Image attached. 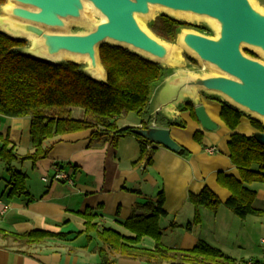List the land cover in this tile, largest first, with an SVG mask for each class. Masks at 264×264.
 Here are the masks:
<instances>
[{"label":"crops","instance_id":"crops-1","mask_svg":"<svg viewBox=\"0 0 264 264\" xmlns=\"http://www.w3.org/2000/svg\"><path fill=\"white\" fill-rule=\"evenodd\" d=\"M92 76L105 81L107 74ZM168 81L166 79L154 89L150 105L142 114L130 113L121 117L116 120V126L118 129H140L147 124L148 127L170 129L172 138L184 149L183 154L159 146L153 152V164L148 166L140 160V143L136 138L116 139L114 134L93 137L95 130H86L49 140L47 145L52 146L49 156L35 165L31 161H18L9 167L0 158V196L11 206L0 219V229L19 235L34 231L63 235L39 246L22 249L0 239V264H101V242L96 238L88 240L82 215L92 210L100 227L128 234L122 225L131 218L137 206L150 201L156 203L161 194L167 213L160 221L165 247L190 251L202 242L238 264L264 263V217L241 219L225 206L217 213L201 208L202 223L194 224L196 209L190 203V195H198L209 188L222 203H226L231 192L220 186L219 174L240 179V173L230 159L228 142L232 131L220 118L221 103L200 98L198 105L204 106L220 127L217 132L204 131L189 111L182 112L177 108L187 98L198 102V96H183L180 103L170 107L173 111L167 113L164 110L175 97V92L168 90ZM132 114L140 119H133ZM72 116L80 121L86 119L82 109L74 110ZM160 117L182 120L186 128L166 127L158 122ZM31 126L30 117L0 115L3 136L0 148L3 141H7L9 149H14L20 158L25 157L32 151ZM237 132L246 136L256 133L247 125L240 126ZM197 133L203 136L201 143L195 139ZM209 149H215V152L209 153ZM58 167L72 183L44 181V178L52 180ZM12 171L26 175V194L9 197ZM250 188L257 192L254 209L264 210V184L256 183ZM137 214L145 212L137 210ZM146 239L151 238H144L141 247L154 249L153 239L149 248L142 245ZM111 260L115 264H149L119 255Z\"/></svg>","mask_w":264,"mask_h":264},{"label":"trees","instance_id":"trees-1","mask_svg":"<svg viewBox=\"0 0 264 264\" xmlns=\"http://www.w3.org/2000/svg\"><path fill=\"white\" fill-rule=\"evenodd\" d=\"M6 3L7 0H0V12ZM148 26L168 44L177 43L181 34L189 28L186 23L167 14L159 15ZM198 32L209 35L206 29ZM26 46L24 38H15L0 29V115L32 118V151L20 158L14 149H9V143L3 141L0 158L7 166L11 167L18 161H31L35 165L49 156L52 149L47 145L49 140L86 130H95L93 137L114 134L116 139L126 136L136 138L140 143V160L148 166L153 164V152L159 146L140 137L136 132L138 128L118 129L116 120L130 113L142 114L149 107L154 89L169 77L160 64L129 49L105 44L100 48V59L107 80L101 81L85 71V65L35 58L25 52ZM192 62L196 63L194 60ZM221 105L220 118L232 131L228 142L230 159L238 169L240 179L219 174L218 183L231 192L226 203H222L209 188L198 195H190V203L196 209L195 225L202 223L201 208L217 213L225 206L241 219L264 217V210L257 211L253 207L257 192L250 188L256 183L264 184V146L256 141L254 135L237 132L245 119L244 113L229 103ZM195 108L192 102L178 105V110L189 111L197 121ZM77 109L85 111L84 121L73 118V111ZM159 121L166 127L186 128L185 122L179 119L162 118ZM250 123L256 132L264 133L262 123ZM146 125L143 129L150 128ZM202 137L201 133L195 135L199 143ZM0 140H3L1 132ZM184 152L182 148L178 154ZM26 180L22 172L12 171L9 197L26 194ZM164 202L161 194L156 203L150 201L138 205L131 218L122 225L128 234L100 227L93 211H86L82 215L86 228L84 233L89 241L96 238L101 242V264H115L111 260L112 254L149 264H238L220 250L202 242L190 251L165 247L160 228V221L167 216L163 209ZM137 210L145 214L139 215ZM62 236L42 231L19 235L0 229V239L16 244L18 249L39 246L48 239ZM144 238L155 241L154 249L141 247Z\"/></svg>","mask_w":264,"mask_h":264},{"label":"water","instance_id":"water-1","mask_svg":"<svg viewBox=\"0 0 264 264\" xmlns=\"http://www.w3.org/2000/svg\"><path fill=\"white\" fill-rule=\"evenodd\" d=\"M14 1L21 7L12 9L10 15L24 23L5 20V24L9 25L13 31L41 38V50L49 58L65 52L88 57L90 64L86 65L85 71L95 77H98L96 72H105L100 59V48L105 44L119 47L126 45L159 60L166 57L164 45L170 46L171 44L159 39L147 27L153 35L151 38L138 24V16L150 17L152 6H159L177 13H190L211 18L219 23V39L185 31L180 37H184L186 47L203 62L210 63L234 80L224 76L189 79L174 74L168 78L167 87L170 92H175V97L165 106L173 107L178 104L187 92L197 97V91L203 89L221 94L228 101L230 99L233 102L229 101L231 105L264 117V64L248 58L242 50L243 45H247L260 49L264 53V15L254 9L250 0ZM85 2L91 3L107 19V22L99 23L95 30L88 34L47 33L46 28H66L64 19H78L85 8ZM26 8H33L39 12H32ZM136 50L133 51L142 55ZM28 54L43 59L30 52ZM195 87L198 89L194 91ZM195 115L204 131L217 132L219 130V125L209 116L204 106H196ZM136 132L149 143L162 146L173 153L178 154L182 150V147L172 138L170 129L154 126L147 129L140 128ZM254 138L264 146V133L256 132Z\"/></svg>","mask_w":264,"mask_h":264},{"label":"rangeland","instance_id":"rangeland-1","mask_svg":"<svg viewBox=\"0 0 264 264\" xmlns=\"http://www.w3.org/2000/svg\"><path fill=\"white\" fill-rule=\"evenodd\" d=\"M255 1L259 4L260 7H262L264 9V0H255ZM2 10L0 12V17H2V15H3ZM161 14H167L169 16L174 17L175 19H177L179 21H182L183 23H186L189 28H187L185 30V32H194L197 34H201L198 31L200 29H206L209 33V35H207V36L209 38H212V39H217L219 34H220L219 23L217 21L211 19V18L203 17V16H196V15H193L190 13H177V12L166 10L162 7H158L156 9L154 17L150 16V17L146 18L147 19L146 26L149 28V26H148L149 22L156 19ZM185 14H187V15H185ZM102 20H103V16L97 10L88 9L87 6L85 5V8L82 10L81 16L78 19H72V18L64 19V23L67 25L66 28H62V29H58V28L56 29L55 28V29H50V30H51V32H54V33L88 34L92 31H94L96 26L99 23H101ZM0 29H2V28L0 27ZM22 38H24V37H22ZM24 39L27 41V46L25 47L24 50L26 51V53L27 52L32 53L31 50L34 48L33 41H31L27 38H24ZM180 39H181V37H179L177 43L170 45V46H178V48L181 49L182 59L179 61V63L175 67H172V66L158 62V64H160L164 68V71L166 72V74H168L169 77L174 75V74L179 75L180 73L189 74V75H197L199 77H205V76L206 77H219L222 74H224L222 71H220L218 68L211 65L210 63L203 62L195 53H193L189 49L181 47L179 45ZM111 45H113V44H111ZM123 48L129 49L128 47H123ZM129 50H131V49H129ZM242 50L244 51L245 56H247L248 58L257 60V61L264 64V53L260 49H255V48L252 49L250 47L249 48L243 47ZM131 51H133V50H131ZM250 54L254 55V57L251 56ZM147 59H150V58L147 57ZM192 60L196 61V63L192 62ZM64 61H69V60H64ZM60 62H62V61H60ZM70 62H73V61H70ZM77 64H81V65L86 66V63H77ZM197 96L199 97L198 102H195L194 101L195 99L187 98V99H184L180 105H184V103H186L187 101L188 102L191 101V102L195 103L196 106H199L198 103H200V98H205L207 100H213V101L215 99L219 103L226 102V103L230 104L228 99L225 98L223 95L218 94V93H211V92L205 91L203 89H199L197 91ZM234 107L238 108L245 115L246 119L240 125L241 127H244V125H247L248 127L252 126L250 121H258L264 125V123L256 115L250 113L249 111L241 109L237 106H234ZM177 108H178V106H177ZM131 117L133 119H136V120L140 119L138 116H136L134 114H132ZM149 120L150 119H148V124L150 123ZM160 120H162L161 117H160ZM248 134H250V132ZM151 242H152L151 239H146L142 245L144 247L149 248V246L152 245ZM111 257H115V254H112Z\"/></svg>","mask_w":264,"mask_h":264},{"label":"bare ground","instance_id":"bare-ground-1","mask_svg":"<svg viewBox=\"0 0 264 264\" xmlns=\"http://www.w3.org/2000/svg\"><path fill=\"white\" fill-rule=\"evenodd\" d=\"M250 2L252 3V6L254 7V9L258 13H260L261 15H264V9L262 7H260L259 4L255 0H250ZM85 5L87 6L88 9H92V10L95 9L93 7V5L91 3H89V2H85ZM19 7H21V6L19 4H17L14 0H7V4H6L5 8H4V11L2 12L3 15H2V17H0V27L3 30H5L7 33L12 35L13 37H24V38H27V39L33 41L34 48L31 51H32V53L34 55H36L37 57L43 58V59L52 60V61H58V62L59 61H64V60H69V61H73V62H76V63H86V65L90 64V59L88 57H83V56H80V55H71L70 53H66V52L65 53H61L60 55H58L56 57L49 58L41 50V47H42L41 46V41H42L41 38L36 37L34 35H26L25 33L20 32V31H13L9 25L5 24L4 21L5 20H7V21L10 20V21L17 22V23H24V22H22L19 19L13 18L10 15V11L12 9H17ZM158 7L159 6H152L151 14H150L151 17H154L155 11H156V9ZM26 9H29L32 12H36V13L39 12L38 10L33 9V8L32 9L31 8H26ZM185 15H187V14H185ZM146 18L147 17H145V16H138L137 17L138 24L140 25V27L142 28V30L144 32H146L151 38H153V35L147 29V26H146L147 19ZM106 22H107V19L105 17H103V20H102L101 23H106ZM46 31H47V33H52L49 28H46ZM219 38H220V34H219L217 39H219ZM179 45L181 47H183V48H187L185 43H184V37L183 36L180 39ZM123 46L124 47H128L126 45H123ZM243 47L244 48L245 47L249 48V46H247V45H243ZM128 48L136 50V49H134L132 47H128ZM250 48L253 49V47H250ZM164 49L166 50V57L163 60L156 59V58H154V57H152V56H150V55H148V54H146V53H144V52H142L140 50H136V51L141 53L142 55H145V56L153 59L156 62L163 63V64H166V65L175 67L179 63V61L182 59V51H181V49L178 48V46H169V45H164ZM98 64H99V62H98ZM96 74L99 76L102 73L101 72H96ZM179 75L183 76V77H187L189 79H198V77H199L197 75H189V74H182V73H180ZM221 76H224V77H227L229 79H233L234 80V78L230 77L227 74H222ZM203 78H207V77L205 76ZM197 89H198V87H195L194 91L197 90ZM184 97H193V95L191 93L187 92V93L184 94ZM229 101L231 103H233L230 99H229ZM164 110L167 113H170L171 111H173L170 107H165ZM254 115H256L264 123V117H261V116H259L257 114H254Z\"/></svg>","mask_w":264,"mask_h":264},{"label":"built area","instance_id":"built-area-1","mask_svg":"<svg viewBox=\"0 0 264 264\" xmlns=\"http://www.w3.org/2000/svg\"><path fill=\"white\" fill-rule=\"evenodd\" d=\"M154 125H156V124L154 123ZM208 152L213 154L215 152V149H209ZM44 181L48 182V183H50L52 181H66V182L72 183V180L70 179V177L68 175H66L64 172H62L59 169V167L56 169V174L52 180L48 179V178H44ZM0 206L2 207V209H0V219H2V217L11 209V206L5 204L3 202V199L1 196H0ZM247 264H264V263L256 262V261H250Z\"/></svg>","mask_w":264,"mask_h":264}]
</instances>
